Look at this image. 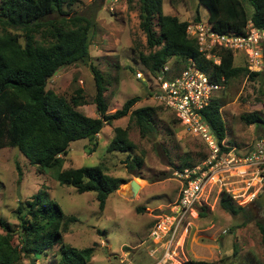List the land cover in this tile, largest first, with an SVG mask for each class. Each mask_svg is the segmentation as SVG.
Wrapping results in <instances>:
<instances>
[{
	"label": "rangeland",
	"instance_id": "1",
	"mask_svg": "<svg viewBox=\"0 0 264 264\" xmlns=\"http://www.w3.org/2000/svg\"><path fill=\"white\" fill-rule=\"evenodd\" d=\"M244 6L250 16L252 6L247 2ZM162 8L165 14L176 15L188 24L195 22L196 9L200 21L207 20V10L197 0H163ZM75 13L95 20L96 25L89 32V58L60 68L47 81L46 88L67 97L76 88L82 89L85 103L77 109L87 116L99 117L93 100L96 88L93 65L107 84V113L120 108L126 99L140 96L131 110L155 107L152 130L142 134L128 113L106 123L96 135L94 147L89 139L70 143L64 167L94 166L100 162L109 174L125 179L108 196L103 210L98 208L95 192L79 193L72 186L60 184L55 176L56 168L38 170L17 149L0 148V218L16 230L12 243L18 245L20 241L18 201L25 209V202L38 193L43 201L56 202L66 217H74L67 221L63 241L75 248L92 246L94 252L86 264H188L190 260L264 264V243L256 222L263 218L264 206L255 202L264 191V182L255 184L256 179H249L247 175L227 184L234 202L245 206L248 212L232 216L212 196L209 204L173 219L171 206L178 192L174 172L186 161L201 164L208 149L178 121L172 110L154 98L151 91L158 88L156 80L149 76L147 81L136 78L137 70L142 76L146 74L137 52H149L139 25L138 0H75L69 15ZM39 36L40 33L36 35ZM254 48L258 56L252 62V70L256 69L252 72H260L259 75L251 78L248 55L246 58L242 52H235L233 64L245 66L249 72L230 78L221 84L222 89L212 94L220 100L227 133L225 143L236 146L242 153L251 148L255 139L264 137V124L247 123L242 118L257 112L264 119V44H255ZM117 126L127 128L128 138L134 144L131 155L143 158L142 168H126L124 161L128 152L107 151ZM91 148H94L92 152ZM132 184L138 185L135 192L131 190ZM248 213L253 219H246ZM156 229L158 236H153ZM57 248L54 245L48 253L25 256L17 264H32L31 259L34 264H61Z\"/></svg>",
	"mask_w": 264,
	"mask_h": 264
},
{
	"label": "trees",
	"instance_id": "2",
	"mask_svg": "<svg viewBox=\"0 0 264 264\" xmlns=\"http://www.w3.org/2000/svg\"><path fill=\"white\" fill-rule=\"evenodd\" d=\"M74 1L0 0V148L8 146L17 149L38 170L56 168L55 176L60 184L72 186L79 193L95 192L98 208L103 210L108 196L125 179L109 174L100 162L94 166L64 167L70 143L89 139L94 147L97 144L96 135L103 126L128 113L140 132L146 134L152 130V119L157 109L143 106L131 110L140 100V96H133L113 113H107V84L102 73L93 65L91 71L96 86L93 100L99 117L87 116L77 109L85 103L82 89L76 88L67 97L46 88L47 81L60 68L89 58V32L95 27V20L78 13L69 15ZM138 2L139 25L149 49L147 54L137 52L143 70L154 72L170 63L174 71H179L192 59L197 67L220 84L241 72H249L245 66L233 64V52L227 49L218 50L220 62L217 65L206 59L199 52L195 40L186 33L188 22L176 15L165 14L163 0ZM244 2L252 6L250 16ZM197 3L207 10V22L218 33L241 34L248 20L255 27L264 28V0H197ZM193 20L200 21L198 9ZM38 33L41 35L39 38L36 37ZM259 73L249 72L251 78ZM220 109V100L215 97L201 111L203 120L219 144L227 134ZM242 118L247 123L264 124V119L257 112L245 114ZM113 130L107 151L128 152L124 161L126 168H142L143 158L131 155L134 144L128 138L127 128L117 126ZM93 150L91 148L90 152ZM190 162L186 161L182 167L194 165ZM18 202V245L12 243L16 230L0 218L3 230L0 233V264H17L25 256L48 253L54 245H58L61 264H86L91 259L94 252L92 246L75 248L63 241L67 221L74 217H66L56 202L43 201L38 193L25 202V209L21 201ZM217 202L232 216L249 211L245 206L237 205L226 192L219 194ZM246 219H253L252 214H246ZM256 222L264 243V216ZM188 264L213 263L190 260Z\"/></svg>",
	"mask_w": 264,
	"mask_h": 264
},
{
	"label": "built area",
	"instance_id": "3",
	"mask_svg": "<svg viewBox=\"0 0 264 264\" xmlns=\"http://www.w3.org/2000/svg\"><path fill=\"white\" fill-rule=\"evenodd\" d=\"M186 33L195 40L199 52L212 60L213 64L220 62L218 50L227 49L233 53L242 52L246 58L248 55L251 60V65L247 64L248 69L256 70H252V62L258 56L254 46L258 43L263 46L264 28L255 27L251 21L247 22L241 34L218 33L207 20L190 22L186 26ZM188 61L179 71H174L166 63L154 72L145 71L144 76L141 71L135 72L136 78L143 81H147L146 76L156 80L158 88L151 91L154 98L172 110L178 121L198 136L208 149V155L201 164L175 170L178 192L171 206L173 219L197 210L198 206L209 204L208 200L212 196L216 202L221 192L231 195V189L227 186L230 181L235 182L248 175L249 179H256L255 184L262 185L264 182V137L255 139L246 153L237 150L236 146L227 145L224 140L219 144L203 120L201 111L215 98L213 92L222 89V85L197 67L192 59ZM161 227L158 225V228ZM152 234L158 236V229Z\"/></svg>",
	"mask_w": 264,
	"mask_h": 264
},
{
	"label": "water",
	"instance_id": "4",
	"mask_svg": "<svg viewBox=\"0 0 264 264\" xmlns=\"http://www.w3.org/2000/svg\"><path fill=\"white\" fill-rule=\"evenodd\" d=\"M137 187H138L137 184H132V186H131L132 192H135ZM255 202L257 204H259L260 207L264 206V191L255 199ZM31 263L34 264V260L33 259H31Z\"/></svg>",
	"mask_w": 264,
	"mask_h": 264
}]
</instances>
